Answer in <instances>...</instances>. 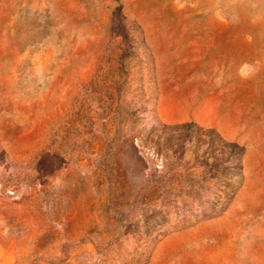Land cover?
Instances as JSON below:
<instances>
[{"label": "rangeland", "instance_id": "374dc122", "mask_svg": "<svg viewBox=\"0 0 264 264\" xmlns=\"http://www.w3.org/2000/svg\"><path fill=\"white\" fill-rule=\"evenodd\" d=\"M0 264H264V0H0Z\"/></svg>", "mask_w": 264, "mask_h": 264}, {"label": "crops", "instance_id": "0c3cea01", "mask_svg": "<svg viewBox=\"0 0 264 264\" xmlns=\"http://www.w3.org/2000/svg\"><path fill=\"white\" fill-rule=\"evenodd\" d=\"M227 63H228V67H230L231 66V64H233V60H232V58L231 59H229V60H227ZM222 83H224V84H226V83H228V81L227 80H222ZM230 83V82H229ZM229 99V98H228ZM252 99V98H251ZM229 100H235V97H232V98H230Z\"/></svg>", "mask_w": 264, "mask_h": 264}, {"label": "bare ground", "instance_id": "6f19581e", "mask_svg": "<svg viewBox=\"0 0 264 264\" xmlns=\"http://www.w3.org/2000/svg\"><path fill=\"white\" fill-rule=\"evenodd\" d=\"M214 123V122H213Z\"/></svg>", "mask_w": 264, "mask_h": 264}]
</instances>
